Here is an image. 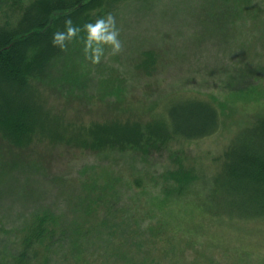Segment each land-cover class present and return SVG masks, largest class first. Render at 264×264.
<instances>
[{
	"label": "rangeland",
	"instance_id": "rangeland-1",
	"mask_svg": "<svg viewBox=\"0 0 264 264\" xmlns=\"http://www.w3.org/2000/svg\"><path fill=\"white\" fill-rule=\"evenodd\" d=\"M255 2L257 6L239 9L224 0H104L74 23L82 27L113 13L123 48L119 55L92 65L83 59L82 42L72 44L76 53L70 55L81 64V89L68 91L69 85L61 82L50 86L36 82L52 114L61 119L57 140L45 134L21 151L9 148L0 138V149L7 152L5 162L15 164L0 179V260L1 254L8 255L24 219L32 213L51 207L73 215L84 212L91 202L87 209L93 210L92 217L99 216L104 208L99 210L93 202V183L99 177L102 185L100 177L108 170L128 179L152 180L154 175L170 176L184 169L206 183L221 174L225 153L254 124L250 112L256 108L255 96L261 94L264 99V0ZM146 53L157 58L151 73L140 65ZM241 90L251 98L234 100L238 94L233 93ZM186 94L205 97L219 107L222 126L217 133L194 141L148 145V154L133 149L92 152L73 140L79 127L116 115L140 117ZM87 185L89 189L83 187ZM219 195L225 196L224 190ZM148 223L141 224L143 229ZM226 227L228 241L223 247L206 237L200 242L189 237L195 245L183 239V245L173 248L161 242L164 246L157 245L155 264H264L261 218Z\"/></svg>",
	"mask_w": 264,
	"mask_h": 264
},
{
	"label": "trees",
	"instance_id": "trees-1",
	"mask_svg": "<svg viewBox=\"0 0 264 264\" xmlns=\"http://www.w3.org/2000/svg\"><path fill=\"white\" fill-rule=\"evenodd\" d=\"M8 1L0 0V138L9 148L24 151L36 138L49 134L57 140L55 134L60 132L61 119L52 114L36 82L47 86L61 82L69 85L68 91L83 85L81 64L70 55L76 53L72 44L80 40L61 51L52 45L53 33L64 30L66 19L76 23L104 0H11L4 7ZM255 1L224 0L239 9L257 6ZM156 59L154 53H146L141 68L151 73ZM235 94L234 100L251 98L248 91ZM262 96H255L256 108L250 112L254 124L233 141L218 177L206 183L178 169L170 176L154 175L152 180L128 179L119 171L108 170L100 177L102 185L99 177L93 183V202L99 210L104 208L99 216H91L93 210L87 209L91 202L84 212L78 209L73 215L57 213L51 207L32 213L24 219L8 255L1 254L0 264H155L161 242L173 248L183 245V239L197 237L200 242L206 237L211 244L223 247L228 241L226 226L259 222L260 218L264 221ZM119 104L118 100L111 106L118 108ZM144 115H116L79 127L73 140L92 152L133 149L148 154V145L206 138L222 126L219 107L197 95L178 97ZM6 156L0 149V179L15 165L6 163ZM222 190L225 196L219 195ZM147 220L150 223L143 229L141 224ZM188 242L192 244V240Z\"/></svg>",
	"mask_w": 264,
	"mask_h": 264
},
{
	"label": "clouds",
	"instance_id": "clouds-1",
	"mask_svg": "<svg viewBox=\"0 0 264 264\" xmlns=\"http://www.w3.org/2000/svg\"><path fill=\"white\" fill-rule=\"evenodd\" d=\"M77 39L82 42L84 61L92 65L100 64L109 56L119 55L123 48L116 16L111 12L94 22L84 23L82 27L74 25L71 18L66 19L64 30L53 33L52 45L66 51L68 45Z\"/></svg>",
	"mask_w": 264,
	"mask_h": 264
}]
</instances>
